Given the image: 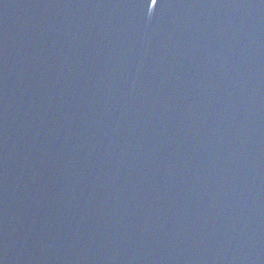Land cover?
I'll list each match as a JSON object with an SVG mask.
<instances>
[{
    "label": "water",
    "instance_id": "water-1",
    "mask_svg": "<svg viewBox=\"0 0 264 264\" xmlns=\"http://www.w3.org/2000/svg\"><path fill=\"white\" fill-rule=\"evenodd\" d=\"M0 264H264V0H0Z\"/></svg>",
    "mask_w": 264,
    "mask_h": 264
},
{
    "label": "snow or ice",
    "instance_id": "snow-or-ice-1",
    "mask_svg": "<svg viewBox=\"0 0 264 264\" xmlns=\"http://www.w3.org/2000/svg\"><path fill=\"white\" fill-rule=\"evenodd\" d=\"M153 3H156V0H152Z\"/></svg>",
    "mask_w": 264,
    "mask_h": 264
}]
</instances>
